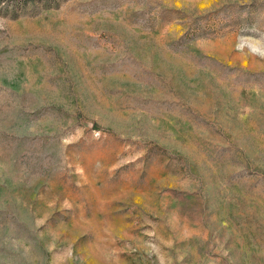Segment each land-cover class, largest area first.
Returning a JSON list of instances; mask_svg holds the SVG:
<instances>
[{"label": "rangeland", "instance_id": "rangeland-1", "mask_svg": "<svg viewBox=\"0 0 264 264\" xmlns=\"http://www.w3.org/2000/svg\"><path fill=\"white\" fill-rule=\"evenodd\" d=\"M0 264H264V0L0 2Z\"/></svg>", "mask_w": 264, "mask_h": 264}, {"label": "trees", "instance_id": "trees-1", "mask_svg": "<svg viewBox=\"0 0 264 264\" xmlns=\"http://www.w3.org/2000/svg\"><path fill=\"white\" fill-rule=\"evenodd\" d=\"M13 0H0V2H4L5 5H9L12 3ZM27 1H32V0H23V3H26ZM15 16V15H12Z\"/></svg>", "mask_w": 264, "mask_h": 264}]
</instances>
